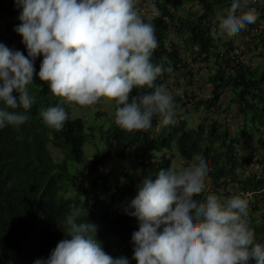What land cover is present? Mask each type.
I'll return each mask as SVG.
<instances>
[{"label":"trees","instance_id":"obj_1","mask_svg":"<svg viewBox=\"0 0 264 264\" xmlns=\"http://www.w3.org/2000/svg\"><path fill=\"white\" fill-rule=\"evenodd\" d=\"M172 1H177L174 9L169 6ZM230 3L137 0L140 13L150 12L143 19L154 26L158 41L152 63L172 69L162 73L157 84L170 91L172 74L173 79L188 76L191 80L193 71L188 69L185 56L209 69V96H175L178 108L172 125L160 127L159 117L154 116L147 132H127L114 123L113 115L109 124L87 128L81 119L71 118L69 108L60 102L62 98L51 94L47 83L34 74L29 87L35 102L28 121L18 129L8 126L0 130V264H33L47 258L65 238L64 219L76 208L87 209L86 217L80 219L94 225V238L109 255H123L129 264H136L131 234L138 230V222L126 215L124 208L135 196L137 184L128 177L122 181L110 180L105 174L93 176L95 162L124 163L128 156L138 157L142 179H155L156 172L171 167L175 157L189 164L201 150L209 156L208 181L214 188L235 185L240 194H251L256 202L264 203V6L255 12L256 22L244 29L253 46L250 58L256 61L248 63L230 36L213 32L214 26L220 27L217 16L226 12ZM19 12L14 0H0V43L8 42L5 45L10 48L17 41L16 49L27 55L21 36L14 30L20 23ZM40 59L34 61L37 72ZM146 91L150 89H133L132 95ZM57 104L69 114L60 130L48 127L39 115L42 108ZM190 110L200 113L201 123L190 124L185 119ZM230 115L238 124L234 133L227 127ZM246 136L253 140L249 139L243 150ZM90 139L93 161L84 149ZM51 146L61 151V159L53 157ZM246 161H253L259 169L245 174L242 166ZM121 169L127 174L124 166ZM200 195L205 197L204 192ZM248 223L257 241L264 242V213L254 217L248 211Z\"/></svg>","mask_w":264,"mask_h":264},{"label":"clouds","instance_id":"obj_2","mask_svg":"<svg viewBox=\"0 0 264 264\" xmlns=\"http://www.w3.org/2000/svg\"><path fill=\"white\" fill-rule=\"evenodd\" d=\"M14 2L20 9L14 30L27 55L0 43V130L18 129L28 121L35 102L29 87L34 74L66 102L81 107L114 103V123L124 131L147 132L154 116L162 126L175 123L174 97L156 83L172 69L152 63L158 41L137 0ZM256 19L248 0H231L213 32L235 34ZM142 88L150 91L132 95ZM39 115L55 130L69 119L60 104L42 108ZM210 171L209 156L197 150L194 162L160 168L155 179L146 176L137 186L124 208L138 222L131 234L136 264H264V242L257 241L249 226L246 196L201 197ZM86 214L81 208L68 214L65 238L33 264H129L126 256L112 257L95 240L94 225L80 219Z\"/></svg>","mask_w":264,"mask_h":264},{"label":"rangeland","instance_id":"obj_3","mask_svg":"<svg viewBox=\"0 0 264 264\" xmlns=\"http://www.w3.org/2000/svg\"><path fill=\"white\" fill-rule=\"evenodd\" d=\"M177 4V1H172L170 3V8H175V5ZM183 7L187 8L188 5L183 3ZM142 17H147L150 16V12L147 10L141 11L140 13ZM219 15L217 16V18ZM225 38H228L227 36H230L229 38L232 39L234 42V45L239 49V51L243 54V59L246 60L248 63H255V59H251V52L249 48H252V44L250 43V40L247 38V34L245 30L237 31L235 34L228 33L226 30L223 32ZM255 34V32H253ZM252 36V34H251ZM9 37V36H8ZM4 41V40H3ZM17 41L12 43L11 47L12 49H16L17 46ZM7 45L8 42H5L4 45ZM185 59H187V66L188 69L193 71V78L190 77H180L178 79H173L172 75L170 76V91L171 95L173 97L177 96L179 98H183L182 96H188V98H192L196 96L197 98H207L210 94V87L207 86L206 84V78L209 73V69L204 66L203 64H198L193 62L190 58L185 56ZM177 75V74H176ZM188 80L190 82H188ZM224 99H222V102ZM61 103L63 102L66 107L69 108L70 113H71V118L72 119H81L85 126L90 129L98 128L100 125L103 124H109V119L112 118L114 115L113 111V105L114 103L112 102H101L98 103L94 106L91 107H81L75 103H69L66 102L63 98L60 101ZM62 103V104H63ZM185 104H188L187 101L184 100ZM187 109L190 108V105H187ZM202 116L200 113H195L193 110L189 111V114L185 116V119L190 124H199L202 122ZM227 127L231 133H234L235 130L237 129L238 124L235 123V118H233L231 115L228 117L226 121ZM161 127V124H160ZM159 127V128H160ZM158 130V129H157ZM253 138V137H252ZM250 136H246L242 140V146L243 150H245V145L249 144V139H252ZM253 140V139H252ZM93 140L90 139L88 145L84 148L86 151L87 156H89V160H94L93 158V152H94V145H93ZM50 151L55 159H61L62 154L61 151L58 148H55L53 146L50 147ZM138 157H130L128 156L126 162L125 160L123 161L124 163H120L116 160L113 161H107L104 160V162H95L93 164L94 170L92 171L93 176H102L105 174L107 178L110 180H124L125 178H131L137 186L142 182V177L140 175L139 169L137 167V159ZM247 159V158H246ZM247 163L242 166L245 174L248 173H254L256 172L259 167L256 166V164L253 161H246ZM183 165H187L182 159L179 157H175L172 160L171 167H180ZM127 170V174L123 175L122 172V167ZM212 192H216L217 196L220 198H228L231 197L232 195L240 194L238 192V189L236 188L235 185H225L224 187L217 189L214 188L213 185L207 181L206 183V188L204 190V195L205 197L208 194H212ZM247 200H248V211L253 215L254 217L259 216V213H264V203L259 204L256 202V200L251 197V194L245 195Z\"/></svg>","mask_w":264,"mask_h":264},{"label":"built area","instance_id":"obj_4","mask_svg":"<svg viewBox=\"0 0 264 264\" xmlns=\"http://www.w3.org/2000/svg\"><path fill=\"white\" fill-rule=\"evenodd\" d=\"M264 6V0H248V7L254 8L255 12ZM264 191V190H263Z\"/></svg>","mask_w":264,"mask_h":264}]
</instances>
